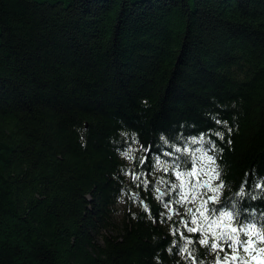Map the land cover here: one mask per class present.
Masks as SVG:
<instances>
[{
    "label": "trees",
    "instance_id": "trees-1",
    "mask_svg": "<svg viewBox=\"0 0 264 264\" xmlns=\"http://www.w3.org/2000/svg\"><path fill=\"white\" fill-rule=\"evenodd\" d=\"M211 195L264 227V0H0V264H214Z\"/></svg>",
    "mask_w": 264,
    "mask_h": 264
},
{
    "label": "snow or ice",
    "instance_id": "snow-or-ice-1",
    "mask_svg": "<svg viewBox=\"0 0 264 264\" xmlns=\"http://www.w3.org/2000/svg\"><path fill=\"white\" fill-rule=\"evenodd\" d=\"M128 158L132 159L130 155ZM207 160L211 164H215V160L212 156H207ZM165 171H167V169H165ZM212 172L214 174L212 179H219L220 174L218 169L213 168ZM175 175L177 179L185 176L189 178L187 181V190H185L184 180H181L179 185L175 183L171 185L173 191H176L178 188L180 189L179 199L175 201L176 204L183 205L185 203L195 202L197 200V193L195 190L198 187L202 188L207 186L212 193H218L219 190L223 188V184L213 187L211 183L207 181L201 183L199 170L195 161L187 172L177 170ZM132 179L135 181L139 180L140 177L133 174ZM161 183H164V181H161ZM155 191L159 193L160 189L156 188ZM190 195L191 199H189ZM161 198L162 196L156 197V199ZM217 200V195H211L207 199L202 200L199 207L195 210L193 208H188L187 213L191 215V220L184 221L187 232L190 234H199L198 243L205 247L206 250L215 253L214 264H235L237 261L240 262V264H247L249 260L252 261V264H264V261L257 262V257L249 248V246L258 243V241L249 234L256 231L258 236H264V227L257 230L255 224L241 225L232 211L218 210L207 206L210 201L215 204ZM165 207L168 208L169 204L166 203ZM145 211H148L146 204ZM169 219H171V217H169ZM181 235H183V233H181ZM195 242L197 241L185 237V247L181 249V252L191 257L194 264H198V261L192 256L188 248V245ZM169 251H172V249H169ZM255 251L264 253V248H257ZM241 252L247 253L248 255L239 254ZM221 254H223V256H221Z\"/></svg>",
    "mask_w": 264,
    "mask_h": 264
},
{
    "label": "water",
    "instance_id": "water-1",
    "mask_svg": "<svg viewBox=\"0 0 264 264\" xmlns=\"http://www.w3.org/2000/svg\"><path fill=\"white\" fill-rule=\"evenodd\" d=\"M160 192H162V190H160ZM136 195L138 196V193H136ZM143 202L145 203V200H143ZM257 248L258 247H256L255 249ZM254 255L257 257V262L264 261V255L262 253L255 251Z\"/></svg>",
    "mask_w": 264,
    "mask_h": 264
},
{
    "label": "rangeland",
    "instance_id": "rangeland-1",
    "mask_svg": "<svg viewBox=\"0 0 264 264\" xmlns=\"http://www.w3.org/2000/svg\"><path fill=\"white\" fill-rule=\"evenodd\" d=\"M120 209L124 208L125 206V202L123 203V201L120 203ZM120 214H122V211H120ZM121 216V215H120ZM120 218V217H119ZM252 233V232H251ZM251 233L249 234L251 236ZM256 239L258 240V237H256ZM259 246V245H258ZM261 248V246H259ZM253 250V246L250 247V251ZM264 254V253H263Z\"/></svg>",
    "mask_w": 264,
    "mask_h": 264
},
{
    "label": "flooded vegetation",
    "instance_id": "flooded-vegetation-1",
    "mask_svg": "<svg viewBox=\"0 0 264 264\" xmlns=\"http://www.w3.org/2000/svg\"><path fill=\"white\" fill-rule=\"evenodd\" d=\"M255 239V238H254ZM256 240V239H255ZM256 241H258V240H256ZM251 246H254L255 248L256 247H258V248H260L259 246H258V243H256V244H254V245H251ZM251 246H249V248L251 247ZM255 248H253V250H251L252 251V253L254 254L255 252H254V249ZM262 248V247H261ZM239 254H241V253H239ZM263 254V253H262ZM264 255V254H263Z\"/></svg>",
    "mask_w": 264,
    "mask_h": 264
}]
</instances>
